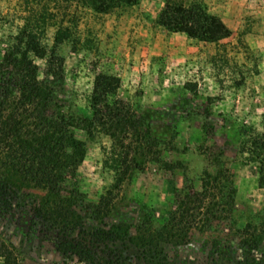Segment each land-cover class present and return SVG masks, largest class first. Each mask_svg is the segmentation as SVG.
Masks as SVG:
<instances>
[{
	"label": "rangeland",
	"instance_id": "rangeland-1",
	"mask_svg": "<svg viewBox=\"0 0 264 264\" xmlns=\"http://www.w3.org/2000/svg\"><path fill=\"white\" fill-rule=\"evenodd\" d=\"M180 1L205 3L231 36L206 43L168 32L157 23L164 0H141L108 14L62 0H0V56L29 22L41 34L49 56L56 49L63 59L67 96L59 103L77 117L88 105L97 75L119 77L116 99L134 108L154 136L167 141L160 149L168 160L182 163L176 176L180 188L201 190L205 171L220 168L228 170L234 183L236 193L224 196L234 204L232 219L212 231L190 232V244L173 254L174 262H203L211 253L217 264H245L251 256L241 245L238 229L251 224L264 233L261 161L242 153L243 141L264 135V0ZM60 27L70 29L72 38L55 48ZM34 60L43 73L47 60ZM75 133L87 147L76 182L95 199L113 182L104 164L112 140L102 133L90 137L79 128ZM133 176L106 220L110 225H136L144 204L157 217L171 206L166 180L172 176L153 164ZM13 183L20 192L13 214L0 222V246L9 247L21 264H84L59 254L39 232L29 231L31 210L48 198L47 192L17 178Z\"/></svg>",
	"mask_w": 264,
	"mask_h": 264
},
{
	"label": "trees",
	"instance_id": "trees-1",
	"mask_svg": "<svg viewBox=\"0 0 264 264\" xmlns=\"http://www.w3.org/2000/svg\"><path fill=\"white\" fill-rule=\"evenodd\" d=\"M62 1L97 14L141 2ZM164 4L157 23L168 32L206 43H218L232 34L203 2L164 0ZM40 35L26 23L14 44L0 56V222L13 214L20 192L13 183L17 178L28 187L47 192L48 198L31 210L28 229L39 232L59 254L84 264H177L173 254L190 244V232L212 231L232 219L234 204L224 196L236 191L228 170L205 171L201 190L180 188L176 176L182 163L168 160L167 152L160 149L167 141L154 136L134 108L116 99L121 84L117 76L97 75L81 115L66 113L59 103L67 96L63 59L56 49L49 56ZM71 38L70 29L60 27L55 48ZM34 57L47 60L43 73ZM77 128L90 137L102 133L112 140L104 164L113 173V182L95 199L76 182L87 153L86 143L76 136ZM246 152L252 161H261L260 184L264 186V135L243 141L242 153ZM148 164L173 177L166 180L170 208L157 217L144 204L136 225L124 221L108 224L123 185ZM237 233L251 256L245 264H264V233L251 224ZM205 257L203 262L184 260L183 264H217L211 253ZM0 264L21 263L9 247L1 245Z\"/></svg>",
	"mask_w": 264,
	"mask_h": 264
}]
</instances>
